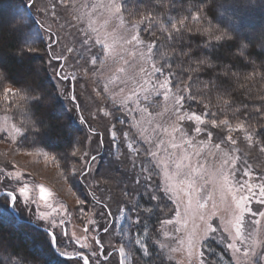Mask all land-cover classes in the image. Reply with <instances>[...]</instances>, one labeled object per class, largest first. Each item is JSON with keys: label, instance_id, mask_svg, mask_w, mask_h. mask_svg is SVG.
<instances>
[{"label": "snow or ice", "instance_id": "obj_1", "mask_svg": "<svg viewBox=\"0 0 264 264\" xmlns=\"http://www.w3.org/2000/svg\"><path fill=\"white\" fill-rule=\"evenodd\" d=\"M102 7L115 15L121 25L125 24L122 5L117 0H108ZM253 12L259 14L264 28V0H232L227 6L219 0H154L145 14L128 19L124 30L112 38L111 45L103 37L93 38L91 33L84 32L80 58L91 66L93 75L99 77L96 97L106 98L107 108L97 104L96 111L109 119L108 144L110 149L115 148L118 157L115 172L125 176L131 173V182L123 188L120 201L125 207L118 212L121 217L127 216L131 231L120 247L112 243L106 246L98 238L99 222L89 221L96 233L91 237L93 247L92 243L74 240L62 228L56 232L60 225L49 221L43 230L56 255L71 264H111L110 258L120 255L119 264H124L128 257L123 245L131 244L145 258L144 264H153V249L158 248L155 255L163 264L164 250L174 252L176 249L157 237L176 239L165 231V226L172 225L174 219L158 220L160 229L155 235L148 230L147 222L165 208L172 211L175 222H179L182 212L187 214L191 210L194 199L197 208L203 210L213 199V193L218 192L224 215L218 217V227L205 222L203 235L192 241L189 264H217L209 258L215 255L214 250L207 249L206 255L204 247L218 231L221 233L219 242L231 254L228 264H264V174L254 176L246 164L238 168L237 161H241V157L236 155L239 149L234 147L242 137L249 147L258 146L264 153V95L259 97V105L253 104L251 108L246 103L238 104L234 97L245 81L258 74L256 60L251 58L253 52L249 51L253 41L249 39L248 17ZM33 22L27 16H16L6 23L0 21V30L23 37L14 52L21 61L38 53L30 31ZM141 32L148 33L149 39H144ZM55 43L57 41L53 40L46 46L49 54L46 67L26 64L21 68L25 83L20 87L10 82V71L0 60V92L4 99L16 96L28 112H33L34 107L40 109V115L33 113L27 124L33 134L52 132L61 126L56 105L60 97L73 102L82 124L88 122L83 116L84 110L95 119L90 109H81L72 84L75 77L70 79L58 71L62 65H53V61L64 58L55 53ZM259 47L264 52V39ZM220 52L225 55H218ZM256 56L259 58L260 53ZM248 67L253 68L251 73L243 71ZM259 68L264 80V61ZM49 69L61 82H68L66 89L49 91L44 86ZM113 70L108 82L103 83L105 72ZM113 120L115 123L111 122ZM12 128L19 132L15 125ZM233 133H240L241 137L234 138ZM95 134L98 144L103 146V137ZM78 154L85 155L74 147L61 157L70 162L66 165L68 176L86 183L88 189L95 186L103 196L105 190L90 166V161H95L96 157L81 160L80 167L76 168L71 162ZM2 175L4 179H0V183L11 186V190L0 195L12 202L19 197L25 205L35 204L34 200L27 199L26 186L17 188L13 184V181L19 183L18 178L11 173ZM156 177H161L160 182H155ZM109 180L124 184L111 173L104 183ZM209 186L212 191L208 190ZM177 192L182 193L186 201ZM87 200L85 197L80 201V208ZM90 203L105 221L102 231L108 233L111 209L106 200L92 193ZM13 213L18 215L15 208ZM211 216L217 213L213 211ZM37 218L41 222L48 219L43 213ZM199 219L204 221V215ZM84 239L89 240V236ZM167 259L172 260L171 255ZM14 264H27V260L17 259Z\"/></svg>", "mask_w": 264, "mask_h": 264}, {"label": "rangeland", "instance_id": "obj_2", "mask_svg": "<svg viewBox=\"0 0 264 264\" xmlns=\"http://www.w3.org/2000/svg\"><path fill=\"white\" fill-rule=\"evenodd\" d=\"M21 2H23L25 10L24 7L21 9L20 16H27L34 21L30 31L36 41L35 47L38 52L36 54L38 57H42L45 54L47 63L49 54L46 52V46L51 44L53 40L57 41V43L53 44V49L57 55H62L64 58L53 61V65H62L63 68L58 69V71H61L62 74H67L70 79L75 77L72 84L78 101L81 103V109H90L95 115V119H93L89 111L84 110L83 116L88 122L82 124L79 119L80 113L73 108V102L63 97L59 98L66 110L73 114L74 121L83 129L81 134L84 139L82 141L81 137V141H79L83 142L84 145L83 143H77L74 147L85 155L81 157L78 154L71 162V165L79 168L81 160H89L90 157L95 156L96 159L95 161H90V166L93 168L94 174L101 182L100 186L105 192L101 196L95 186L90 189L87 188L86 183L82 186V183L78 182L75 177L68 176L66 165L70 162L62 159L63 155L61 153L49 151L31 141L27 127L28 122L32 119L31 115L26 112L18 97L9 96L5 100L3 93L0 92V129L5 130L0 131V179H4L3 173H11L13 177L19 180L18 184L16 181H13V184L17 188L26 186L27 199L35 201V204L25 205L21 203L19 197L15 202L8 198L9 208L10 210L15 208V213L36 225L39 224L41 228L46 227L49 221H55L60 225L59 228L55 229L56 232H59L62 228L74 240L78 238L81 243H92L93 247H95V244L91 237L95 236L96 233L93 231V224L89 223V221H98L100 228V236L98 238L100 242L106 246L108 243H112L120 247L121 243L128 239L131 231L127 216L121 217L118 215L119 209L125 207V205L120 202L121 200L116 199L118 197H115L117 196L116 193L121 196L124 187L119 186V183L113 180H109L107 184L104 181L109 173L116 175V177L122 174H114L113 172L115 163H118V157L115 148L111 147L110 149L108 144L109 137L106 132V125H109V119L104 117L102 112L97 113L96 111L97 104L106 109L107 102L106 98L96 97L95 90L98 89L100 80L97 75H93L91 66L80 58V52L82 51L81 40L84 32H89L93 38L97 36L103 37L111 45L113 42L112 38L118 37L119 33L124 30L128 19L138 18L143 13L140 12L141 10L132 9L134 0H117L122 5V15L125 21V24L121 25L120 20L115 15L102 7V5L108 3V0H21ZM130 14L135 15L130 17ZM253 26H260V22H254ZM92 29H96V31L93 32ZM141 36L146 40L149 39L146 32H141ZM97 48H99V45H97ZM85 69H87V72ZM113 74L114 70L111 73L105 72L102 82L107 83L108 78ZM49 75L55 89L64 90L68 87V82H61L51 69H49ZM109 89L110 91L112 89L110 84ZM196 110L200 111L199 108ZM20 112L27 113V116L29 115L28 119L22 121L20 114H18ZM111 122L115 123L114 120ZM12 125H15L19 132L12 128ZM117 127L121 126L117 125ZM90 129L93 131H90ZM95 133H99L103 137V146L98 144V137ZM233 137H241V134L233 133ZM215 142L216 134L214 132L213 143ZM234 147L239 149L236 155H239L241 161L244 162L237 161L238 168L244 167L246 164L254 176L264 174V153L259 150L258 146L249 147L247 142L241 137ZM129 174L131 175L130 172ZM160 180L161 177L155 178V182H160ZM119 187H121L122 191L119 190ZM10 190L11 186L0 183V193ZM208 190L212 191L211 186H209ZM92 193L104 198L111 208L112 214L107 220L108 233L102 231L105 221L99 218L98 209L90 203ZM177 195L186 201V197L182 193L177 192ZM85 197H88V200L85 202L84 207L80 208V201L85 199ZM112 201H117V203L113 205ZM213 204L216 205L215 208H213ZM171 207L170 203L169 208ZM213 211L217 213V216H211ZM40 213L45 214L48 219L43 222L39 221L37 217ZM164 213L162 220L174 219L172 225L165 226V231L168 232L169 237H176V239L157 237L166 240L170 248L176 249L174 252H169L166 248L162 254L164 261L168 264H189L188 254L191 250L192 241L199 240L203 235L202 229L205 227V222L211 223L213 227H218V217L224 215V205L219 199V193L214 192L213 199L209 201L206 209H198L194 199L191 210L187 214L182 212L179 222H175L172 211L167 209L164 210ZM201 214L205 217L204 221L199 219ZM147 227L150 230L151 226L147 224ZM85 229H87V232H85ZM159 229L160 224L155 226L152 234L155 235ZM86 235L89 236V240L84 239ZM220 235L221 233L218 231L205 242V254H208L207 249L210 248L215 253L214 256L209 257L210 259L216 260L217 264H228L231 254L219 242ZM123 246L128 257L124 264H141L136 255L139 253L136 250V246L131 244H124ZM6 249L4 248L3 253H0L2 254L1 258L7 264H14L17 259L8 254ZM157 251H159L158 248L153 249V255ZM169 255H171L172 260L167 259ZM120 259V255H113L110 258L111 264H119Z\"/></svg>", "mask_w": 264, "mask_h": 264}, {"label": "trees", "instance_id": "obj_3", "mask_svg": "<svg viewBox=\"0 0 264 264\" xmlns=\"http://www.w3.org/2000/svg\"><path fill=\"white\" fill-rule=\"evenodd\" d=\"M153 2L154 0H134L132 9L141 10L140 12L145 14V12H147V10L152 7ZM219 2L227 6L232 3V0H219ZM23 7L25 10V6L21 0H0V21H4L6 23L7 20H10L16 16H20V12ZM223 10L224 9H221L220 11ZM248 20L251 25L249 29V39L253 41V45L249 47V51L253 52V56L251 58L256 60V71L258 74L252 79L245 81L243 86L234 93V97L238 104L246 103L251 108L253 104L259 105V97L264 95V80H262L259 75V72L261 71L259 65L262 63V61H264V52H262L261 48L259 47L261 40L264 39V35H262V33H264V28L261 27V24L258 27L253 26L254 22H260V17L257 12L251 13L248 17ZM22 42L23 37L10 35L7 32L0 30V60L4 61L5 66L10 71V82L17 87H20L25 83V77L21 72V68L24 65L31 64L33 66L40 65L42 67H46L47 64L45 60V54L42 57H38L36 53H33L30 54L26 60L21 61L18 59L14 52L16 48L22 44ZM257 53H260L259 58L256 56ZM218 55L224 56L225 54L220 52ZM225 62H228V60ZM243 71L251 73L253 68H244ZM43 82L44 86L49 91H55L49 71L46 74ZM56 105L58 114L62 121L61 126L57 127L56 130L52 132L41 131L40 133L36 134L30 133L29 139L49 151H56L66 156V154H68L77 144L74 143L75 141H79L81 137V140L83 141L84 137L81 134L83 129L74 121L73 114L66 110L63 102L59 98L56 101ZM22 106H24L23 103ZM26 112L29 113L32 118L33 113L37 116L40 115V109L38 107H34L33 112H28L27 110ZM27 113H18L20 114L19 116L22 121L28 119L29 115L27 116ZM115 164L117 165V163ZM115 168L113 171L114 174L117 173L115 172ZM120 174L122 175H118L117 178L123 180L124 184L119 183L118 185L125 187V185L131 182V175L128 174V176H125L123 173ZM82 186L84 185L82 184ZM121 187H119L120 191H122V189H120ZM116 194L117 196L115 197H118L116 199L121 200L122 198L120 197L122 194L121 196L119 193ZM112 202L113 205L117 203V201ZM164 210H167V208ZM164 210L162 211L163 213L157 212L156 215H153L152 218L147 222V224L151 226L149 230L151 233L155 226H158V220H162V217L165 214ZM3 247L7 248V253L16 259L26 258L27 264H70L68 260L56 255L52 249V246L48 242L46 232L43 230V228H41V226L32 222L30 223L20 215L14 214L13 210H10L9 208L8 197L0 195V253H3ZM1 255L2 254H0V264H7L1 258ZM136 255L139 258L140 263L144 264L145 258L141 257L139 253ZM152 261L154 264H161V258L156 255L152 256ZM163 264L168 263L163 261Z\"/></svg>", "mask_w": 264, "mask_h": 264}]
</instances>
